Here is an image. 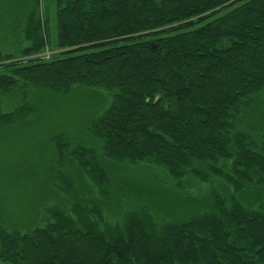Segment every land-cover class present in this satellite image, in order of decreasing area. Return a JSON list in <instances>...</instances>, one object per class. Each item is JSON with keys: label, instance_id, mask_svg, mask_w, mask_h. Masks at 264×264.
<instances>
[{"label": "trees", "instance_id": "16d2710c", "mask_svg": "<svg viewBox=\"0 0 264 264\" xmlns=\"http://www.w3.org/2000/svg\"><path fill=\"white\" fill-rule=\"evenodd\" d=\"M37 3L0 47V131L39 92L92 105L52 136L61 203L0 220V264H264V0H53L49 60Z\"/></svg>", "mask_w": 264, "mask_h": 264}, {"label": "rangeland", "instance_id": "374dc122", "mask_svg": "<svg viewBox=\"0 0 264 264\" xmlns=\"http://www.w3.org/2000/svg\"><path fill=\"white\" fill-rule=\"evenodd\" d=\"M37 2L39 15L48 21L46 52L56 44L55 8L53 0ZM33 7L34 0H0L2 50H14L23 45L20 19L27 8L32 11ZM33 101L39 106L37 114L27 122L0 131V220L11 217L29 222L39 215L40 209L61 203L63 193L57 197L52 176L58 171L67 173L72 167L58 164L52 136L62 131L81 137L87 109L92 105V98L86 92L67 96L39 92L33 96ZM72 140L80 143L82 139ZM63 156H67V151Z\"/></svg>", "mask_w": 264, "mask_h": 264}]
</instances>
